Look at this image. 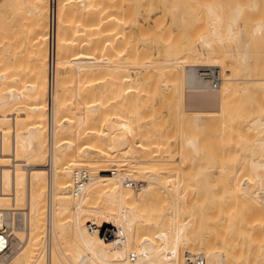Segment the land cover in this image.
Returning a JSON list of instances; mask_svg holds the SVG:
<instances>
[{
	"label": "bare ground",
	"instance_id": "obj_1",
	"mask_svg": "<svg viewBox=\"0 0 264 264\" xmlns=\"http://www.w3.org/2000/svg\"><path fill=\"white\" fill-rule=\"evenodd\" d=\"M3 1L1 3L0 0V13L8 8V0ZM16 1L19 4L17 13L21 14L20 16L25 15L24 18L29 20L28 22L25 20L26 25L30 24L29 27H25L26 29L22 28L20 34L23 36L17 39H20L18 40L20 44L23 43L22 47L34 45V49L29 48L30 53L33 50L31 53L33 67L32 69L30 67L31 79L25 81V85L23 83V89V85L19 89L15 83L19 78L18 75H13L12 70L8 69L11 74L6 71L10 63L11 65L14 63V61L9 63V59L11 55L13 56L14 49L18 47L17 44L14 45L17 40L13 41L14 43L11 40L15 37L12 34L15 30H11L9 34V31H6L4 35L5 31L2 32L3 29L0 28V39L3 40L0 42L3 44L6 41L10 46L12 44L15 46L8 48L7 45L6 51L3 48L5 54L1 53L0 60V65H4L0 68L6 72L0 71L2 83L0 85L2 86L0 87V264H184L185 255L191 258L201 257L205 264H235L233 261L238 262L236 259L242 256L243 259L239 261H243V264H250L252 259L255 264H264V225L261 222L264 220H262L264 218L262 213L264 212V117L260 116L261 113L256 114L258 110L255 109L253 100L249 99L253 94L252 90L249 91L253 88L249 89L250 85L257 86V89L260 85L261 88L264 86V73L259 77L256 68L253 69L256 71L254 72L256 76L252 78L249 73L250 58H252L250 55L252 47L249 46L255 38L264 37V22L261 20L251 28L250 26L245 30L242 28L247 25H244L245 12L256 11V2L252 0L242 5L238 2L228 4L223 1L225 3L223 5L220 0H202L203 8L200 7L203 11L197 12L199 14L202 12V15H199L201 22H198V18L194 23L201 24L189 30L191 34L187 35L188 31H186L184 36H179L185 38L183 42L179 39L182 45L178 41V46L175 47L177 45L175 41L176 45L172 44L174 50L169 45L178 38L177 32L169 43V29L163 28V33L167 32V46L164 44L166 38L163 37V33L158 34L162 35L163 41L165 40L161 45L166 46L165 49L160 48V51L163 49L169 52H166L169 56L163 54L162 57L171 55L170 59L164 60V58L161 61V55L159 57L157 54V56L156 51L157 57L148 50L143 51V49L138 52L135 49L136 41L133 40L137 35L143 36L146 27L144 28L140 22L131 21L133 26L127 32L121 30L119 22L117 23L121 18L118 19V15L114 14V9L118 11V7L113 0H50L49 4L46 3L49 5V11L45 10L46 7L42 8L45 5L42 0L30 1L28 5L26 0ZM139 1L142 0H137ZM187 4L192 5V1ZM184 5L181 8L174 5L171 9L176 12ZM141 7L142 10L148 8L145 6L144 9L143 5ZM195 10L199 11L197 8ZM167 11L171 13L170 9ZM188 11L190 13V9L186 12ZM174 13L173 15L176 16ZM163 14L165 16V13ZM135 15H132L133 18ZM184 15L181 19L178 17L180 22L185 21ZM160 16L163 15L153 20L152 25L155 27L161 21ZM11 18L13 19V16ZM11 18L8 20L11 21ZM148 19L150 20V17ZM12 21L9 23L12 24ZM191 21L193 20L187 24H191ZM183 22L181 23L184 24ZM131 23L129 22V25ZM201 26L203 31L197 34ZM167 27L169 28L168 25ZM193 37L195 38L192 39ZM167 48L169 49L166 50ZM257 51L254 52L258 54ZM261 53L264 54L263 51ZM258 55L256 56L261 57L260 53ZM97 56L101 59H97ZM126 67L128 74L125 72ZM152 71L155 75L156 72L160 75L166 73L164 76L168 81L166 86L169 85L170 88L172 85L167 91L172 98L168 97L173 102H175L173 98L178 101L176 124L179 125V131L184 132H179V137L182 138L183 134H186L184 136L187 140L184 137L182 140L187 142L184 144L185 142L180 141L179 138L178 141L181 143H177L176 155L174 151L171 153V143L163 142L165 138L163 140L160 138L162 142L160 140L156 142L158 138L154 140L156 135L163 133H161L163 130L157 127L161 122L156 127L154 125L151 130L149 128L145 130L144 125L151 121L150 117H147L150 116L149 113L145 112L146 114L140 116L135 111L134 102L118 99L122 93L138 91L143 86V79L150 77ZM98 73L100 74L97 77ZM167 75L174 76L171 80L174 81L173 84H170L171 78L168 79ZM212 75L217 79L215 88L210 85ZM2 81H6L4 87ZM166 81L162 82L164 86ZM98 85H100L99 89L102 87V94L107 91L103 96L94 95ZM58 88L61 89L60 92H57ZM247 91L251 94L246 93ZM254 92L256 97L259 96L257 93H262ZM247 94L248 96H245ZM233 95L239 97L234 99ZM253 96L251 95L256 99ZM248 99L252 101L249 106L246 104L250 102H247ZM255 99L254 101L257 100ZM237 101L239 108L236 105L233 107ZM114 106L117 108L115 111ZM233 108L236 111L238 109L239 114L237 112L236 114ZM253 111L256 112L253 114ZM151 114L156 115L158 111L154 109ZM235 116L240 117L239 120L244 118V123L241 129L239 128L240 131L238 130L240 133L236 126L239 120H236ZM231 119L237 121L234 122L237 123L235 131L230 128V125L234 126ZM95 122L101 124L99 123L97 127ZM215 122L218 124L216 125L217 128L219 127L218 130L214 128L216 126H212ZM210 124L212 127L209 126ZM208 126L209 129L214 128L217 131L210 132ZM236 131L239 133V138H236ZM129 132L137 133V139L136 136L133 137L135 140L122 138L123 134ZM210 135L214 138L216 136L215 143H218L217 147L220 150L216 152L217 155L212 152L215 148L211 150L213 148L211 142L214 138L211 140ZM232 135H236L233 139L242 140L241 143L236 142L234 145L235 148L239 146L238 150L233 149L234 152L238 151L236 154L232 148L230 149L231 143L235 142L229 140ZM155 143L159 144L158 148L157 145L153 147ZM151 152L157 158L156 163L152 154L150 158L154 162L152 159L153 163L147 161L149 157L147 158L146 155ZM171 154L177 156L176 163L169 162L168 156L172 157ZM183 154L186 155L185 159L189 158L190 165L188 163L189 166L185 168L186 173L183 169L184 174L179 168L181 171L178 174H181L179 181L184 184L186 181L200 184L202 189L196 186L192 187L194 189L176 190V186L175 188L168 186L175 176L169 178L170 175L166 172L170 167L165 169V165L167 167L177 162L182 164L183 161L184 165L180 167H186L187 161L181 160ZM160 157L166 159L164 162L168 161V163H161ZM198 160H202L200 164H205L203 160L206 161L207 166L200 165L206 171L198 167ZM226 160H230L231 163L233 160H238L239 169L229 170L228 166L231 164L230 161L226 163ZM158 164L162 165L160 169L164 168L166 172L164 169L156 171ZM213 169H218L219 174L213 179L216 181L220 177L216 183L214 180L211 182L207 177L211 175ZM187 170H192V173ZM206 173L208 175L204 177ZM78 174H86L88 182L83 191L78 196H74L73 181L74 176ZM172 174L175 175L173 172ZM191 174L194 175L193 178L189 176ZM201 175L203 177H200ZM129 183H133L134 186L126 187ZM202 183L206 184L205 189ZM219 184L220 186L223 184L222 188L215 187ZM214 187L220 192H216ZM201 190H205L206 193ZM159 203H164L165 206H161L162 204L159 206ZM233 204L236 208L232 207ZM239 206L241 211H238ZM243 214H254V217L249 216L252 217L251 222L257 218L260 220L258 223H262L261 227L254 223L257 229L255 231L253 225V229L247 228L248 232L250 229L256 234L259 232L257 236L254 233V236H250L253 239L247 240V236V239L242 236V240L240 237V234H245L243 229L246 230V226L245 228L240 226V221H237L234 215L241 220L246 216ZM221 215L230 219L235 218V221L228 219L227 222L231 221L229 225L225 221L223 222L226 224L221 221L224 225L218 222L222 224L221 227L224 226L220 227L221 229L215 225L216 228L211 227V224H214L211 223L212 218L214 217L213 221H215L217 216L220 219ZM246 217L250 220L248 216ZM247 220V226L253 224ZM236 221L238 223H235ZM215 222L217 223V220ZM244 222L245 219L242 225ZM225 226L228 230L232 227L237 228V233L232 228L235 234L230 232L234 236L230 233L232 237L229 238L230 234L227 230L229 236L227 234L225 237L222 234L223 228L226 230ZM218 230L220 237L217 234ZM211 232L216 234L215 237L210 236ZM250 233L252 235V231ZM235 235L239 237V244ZM233 237L235 244L234 242L232 244ZM226 238L231 241L228 240L230 245ZM218 239L220 243H217ZM240 244H245L246 248L244 245L238 247ZM232 245L238 247L234 249H241L243 252L245 248L246 253L242 254L243 252H236L233 249L231 252H235V257L236 254L242 255L240 254L241 257L239 255L238 258L233 255L232 261L229 258ZM131 255H134L133 260L130 258ZM248 256L251 259H248Z\"/></svg>",
	"mask_w": 264,
	"mask_h": 264
},
{
	"label": "rangeland",
	"instance_id": "obj_2",
	"mask_svg": "<svg viewBox=\"0 0 264 264\" xmlns=\"http://www.w3.org/2000/svg\"><path fill=\"white\" fill-rule=\"evenodd\" d=\"M30 1H33V0H26V3H27V5L29 4V3H31ZM44 3H45V5L42 7V8H45V10H48L49 11V3H50V0H42ZM143 1V0H142ZM137 2V0H113V3L115 4V6H117L118 7V11H116V8L114 9L115 10V12H114V14L117 16L118 15V19L119 18H121V20H116L117 21V23L119 22V26H120V29L121 30H124V31H128V29L129 28H131V26H133V24L131 23V21L133 22L134 21V23L137 21V22H140V23H142V25L144 26V28H145V34L143 33V36H146V37H143V36H139V35H137L136 36V38H135V40H133V41H136V43L134 42V44H131V45H134V47H135V49L138 51H140V50H143V51H147L148 50V52H150L153 56H155V51H156V55L158 54L159 55V57H160V55H161V57H160V59H161V61L164 59V60H167V59H170V57H171V55H170V57H168L169 56V54H167V53H169L168 51H166L165 52V50H163V49H165L164 47H166L167 46V39H168V37H169V39H168V41H169V43H170V39L171 40H173L174 39V35H175V32H177L176 33V36L178 37V38H176V40H174V42H172L171 41V43L169 44V45H171V47H172V44L174 43L175 44V41H177L176 42V44L178 43V41H180L179 39H181V41L183 42V39H185V38H183L182 39V37H180L179 38V36H184L185 35V33L184 32H186V31H188L186 34L187 35H189V34H191V33H189V32H191V31H189V30H191V29H195L196 28V26L199 24H194L195 22H196V20L198 19V22L201 20V18L199 17V15L201 14L202 15V12L199 14V13H197V12H200V11H203L202 9H201V7H202V5H203V3H204V1H206V0H204V1H202V0H144L143 2ZM192 1V5H190V4H187V2L188 3H190ZM198 1H201L200 3L198 2ZM223 1H225V3H227L228 2V4H230L229 2H233V4H234V2L236 3V2H238L239 4H246L247 2H249V1H252V0H220V3H222L223 5H225V3L223 2ZM253 1H255L256 2V11L254 10V11H249V12H245L246 14V19L244 20V25L245 24H247L246 25V27L245 26H243V24H242V28H244V30L247 28L248 29V26H250V28H251V26H253L254 24H256L257 22H260L261 20H263V22H264V0H253ZM4 1L3 0H1V3H3ZM8 8L7 9H5L4 11H2V13H0V28L1 29H3L2 30V32H4V35H6V31H9L8 32V34L9 33H11V30H15V32L14 33H12V34H14L13 36H15V37H13V36H11V37H13V39L11 38V40H12V43H14L15 42V40H17V43H14V45L15 44H17L18 45V47H17V49H14L15 51H14V54H13V56L11 55V58L9 59V63L10 62H12V61H14V63L11 65V63H10V67L8 68H6V71H8V69L11 71L12 70V74L13 75H18V80L16 79L15 81H13V82H15L16 83V85L18 86V88L19 89H21V86L23 85V83H24V85H25V81H27L29 78H30V76H29V74H31V69H32V67H33V65H32V63H33V57L31 56L32 54V52H33V50L31 51V53H30V50H29V48H33L34 49V45L33 46H30V45H32V44H30L29 45V47H26V45L24 46V47H22V45H23V43L22 44H20L19 42H18V40H20L21 38H22V36H21V34L20 33H22V31L24 30V29H26L25 27L27 26V27H29L28 25H30V24H28V25H26V22H25V20H27L26 18H24V16L25 15H22V16H20L17 12H18V6H19V4H18V2L16 1V0H8ZM121 2V3H120ZM137 2V3H136ZM203 2V3H202ZM46 3H48V4H46ZM135 5H133V4ZM146 3V4H145ZM186 3V4H185ZM202 3V4H201ZM143 5V7H144V9H145V6H146V8L147 9H145V10H142V7H141V5ZM158 4V5H157ZM186 6H185V5ZM242 4V5H243ZM48 5V6H47ZM137 5H139V6H137ZM174 5H176V6H178V7H182V5H184L183 6V8L182 9H180L179 8V10L178 11H176L175 12V10H172L171 9V6L172 7H174ZM187 5L188 6H190V7H187ZM126 6V7H125ZM194 6H195V8H197V9H199V11L197 10H195V8H194ZM201 6V7H200ZM138 7H140V8H138ZM159 7H161V8H159ZM164 7V8H163ZM136 8V9H135ZM156 8H157V10H156ZM191 8H192V10H191ZM203 8V7H202ZM131 9V10H130ZM149 9V10H148ZM167 9H170L171 11V13H169V11H167ZM190 9V13H189V11L188 12H186L187 10H189ZM201 9V10H200ZM263 9V10H262ZM134 10H137V11H135L134 12ZM153 10V11H152ZM183 10H185V11H183ZM193 10H195V11H193ZM131 11H132V13H131ZM140 13H139V12ZM143 11V12H142ZM148 11V12H147ZM163 11V12H162ZM164 11H166V12H164ZM173 11V12H172ZM193 11V12H192ZM142 12V13H141ZM162 12V13H161ZM175 12V13H174ZM179 12H180V14H179ZM15 13V14H14ZM22 14H24V12H21ZM138 13V14H137ZM144 13H145V15H144ZM163 13H165V16H164V14ZM173 13L176 15V16H174L173 15ZM178 13V14H177ZM181 13H186L185 15L184 14H181ZM196 13H197V15H196ZM11 14V15H10ZM18 14V15H17ZM113 14V15H114ZM128 14V15H127ZM129 14H130V16H129ZM134 14H136L135 16H134V18H133V16L132 15H134ZM169 14H171V16L169 15ZM187 14H188V16L190 17L189 19H188V16H187ZM194 14V15H193ZM252 14V15H251ZM149 15V16H148ZM159 15H163L162 17H161V19L160 18H158V19H160L161 21H160V23H159V25H156L157 27H155L154 25H152V23L154 22L153 20H155L157 17H159ZM179 15V16H178ZM181 15V16H180ZM182 15H184L185 16V21L183 22V21H181V22H183L184 24H182L181 22H180V20H179V18L178 17H180V19H181V17H183ZM193 17H192V16ZM13 16V19L11 18ZM112 16V15H111ZM115 16V17H116ZM119 16H121V17H119ZM146 16H147V18H146ZM174 16V17H173ZM195 16H197L196 17V19H195ZM123 17V18H122ZM137 17V18H136ZM150 17V20L148 19ZM165 17V18H164ZM171 17V18H170ZM177 18V20H176V18ZM248 17H250V19L248 20ZM9 18H11L10 20L12 21V24H10L9 22H11V21H9L8 19ZM173 18V19H172ZM175 18V19H174ZM261 18V19H260ZM16 19H17V21H16ZM123 19H125V20H123ZM132 19V20H131ZM136 19V20H135ZM144 19V20H143ZM148 19V21H146ZM170 19H171V23H170ZM186 19H188L189 21L190 20H193V21H191L192 23L191 24H187V23H189V21L188 20H186ZM177 21L176 23H177V25H176V23H175V21ZM179 20V21H178ZM253 22H252V21ZM6 21H8V22H6ZM16 21V22H15ZM29 20H27V22H28ZM124 23L123 25H121L122 23ZM126 21V22H125ZM143 21H144V23H143ZM150 21V22H149ZM158 21V20H157ZM173 21V22H172ZM129 22L131 23L130 25H129ZM146 22H148L147 24H146ZM201 22V21H200ZM9 23V24H8ZM173 23V24H172ZM180 23V24H179ZM151 24V25H150ZM154 24V23H153ZM183 25V27H184V29H183V27H182V25ZM189 25L188 27H187V25ZM192 24H194V25H192ZM201 24V23H200ZM199 24V25H200ZM203 24H204V22H203V20H202V26H203ZM4 25H5V27H4ZM12 27H11V26ZM22 25H23V27H22ZM167 25L169 26V28L167 27ZM173 25V26H172ZM175 25V26H174ZM179 25H181V26H179ZM118 26V27H119ZM177 26H179V27H177ZM192 26H194V27H192ZM202 26H201V29L199 28V30H198V32L199 33H197V34H200V32L201 31H203V28H202ZM205 26V25H204ZM150 27H151V29H150ZM154 27H155V30H154ZM159 27V28H158ZM187 27V28H186ZM191 27V28H190ZM22 28H23V30H22ZM163 28H167V30L169 29V35L170 36H166V31H164V32H166V33H163ZM198 28V27H197ZM1 29H0V34H1ZM180 29V30H179ZM187 29V30H186ZM20 30V31H19ZM157 30H159L158 32H157ZM175 30V31H174ZM179 30V31H178ZM181 30H183V31H181ZM197 30V29H196ZM18 31V32H17ZM193 31V30H192ZM195 31V30H194ZM193 31V32H194ZM125 32V33H126ZM183 32V33H182ZM192 32V33H193ZM196 32V31H195ZM153 33H156L155 35H153ZM161 33H163L162 35H163V37H165L166 38V42H164L162 39H161V36H159ZM3 34V33H2ZM16 34V35H15ZM18 34H20L19 36H18ZM159 34V35H158ZM178 34V35H177ZM181 34V35H180ZM196 34V35H197ZM141 35V34H140ZM148 35H149V37H148ZM151 35V36H150ZM168 35V34H167ZM3 36V35H2ZM20 36H21V38H20ZM153 36H155V38L153 37ZM175 36V37H176ZM194 36V35H193ZM264 36V35H263ZM4 37V36H3ZM20 38V39H17V38ZM186 37V36H185ZM189 38L191 37V36H188ZM197 37V36H196ZM1 38V37H0ZM139 38V39H138ZM141 38H143V40L141 39ZM165 38H163V39H165ZM188 38V40H190V41H192V39H194L195 37H193L192 39H189ZM264 37H262V38H255V40H253V42L251 43V46H249L251 49H250V52H251V56H252V58H250V63H251V67H249V70H250V74H251V77L253 78L254 77V75L256 76L257 74H258V76L260 77V75L261 74H263L264 73V54L262 55V51H263V53H264V39H263ZM155 39V40H154ZM178 39V40H177ZM2 42H3V40L2 39H0ZM7 40V39H6ZM138 40H140V41H138ZM141 40H142V42H141ZM151 40V41H150ZM188 40L187 41H185L184 40V42H188ZM263 40V41H262ZM14 41V42H13ZM181 41H180V44L182 45V43H181ZM195 41V40H194ZM2 42H0V60H1V58H2V55H1V53L2 54H5V53H3V51L5 50L6 51V46L8 45L9 47L8 48H10L11 46H10V44L8 43V42H4V43H6L5 45H4V43L2 44ZM157 42V43H156ZM161 42H162V44H163V42H164V44L166 45H161ZM193 42V41H192ZM133 43V42H132ZM195 43V42H194ZM19 44L21 45V46H19ZM26 44V43H25ZM156 44V45H155ZM173 44V45H174ZM175 44V45H176ZM180 44H179V47H180ZM3 45V46H2ZM13 45V48L15 47ZM174 45V46H175ZM2 46V47H1ZM28 46V45H27ZM150 46V47H149ZM154 46H156L157 48L155 49L154 48ZM178 46V44L175 46V47H177ZM20 47V48H19ZM169 47V46H168ZM257 47H259V48H257ZM4 48V50L2 51V49ZM133 47H131V49H132ZM160 48H163L161 51L163 52H161L160 51ZM173 48V50L175 49L174 47H172ZM232 48V47H231ZM128 50L130 49V47H128L127 48ZM157 49H159V50H157ZM169 48H167L166 50H168ZM8 50V49H7ZM10 50V49H9ZM17 50V51H16ZM172 50V49H171ZM229 50H230V48H229ZM252 50V51H251ZM256 52L257 50L259 51H257L258 52V54L260 53L261 55V57H258L259 55L257 54V53H255L254 51ZM11 51H13L12 49H11ZM138 51V52H139ZM157 51H158V53H157ZM29 52V53H28ZM159 52H161V53H159ZM170 52H172L173 53V51H170ZM253 52V53H252ZM154 53V54H153ZM172 53H170V54H172ZM254 53H255V58H254ZM30 54V55H29ZM163 54H166V55H168V56H166V55H164L163 57H162V55ZM253 54V55H252ZM157 55V56H158ZM256 55H258V56H256ZM31 56V57H30ZM157 56H155V57H157ZM105 57V56H104ZM166 57H168V58H166ZM101 59V57L100 56H97V59ZM12 59V60H11ZM15 59V60H14ZM263 59V60H262ZM257 61V62H256ZM2 63V62H1ZM254 63H256L257 64V66H256V64H254ZM258 63H260V64H258ZM254 64V65H253ZM1 65H3V64H1ZM0 65V66H1ZM4 66V65H3ZM7 66V65H6ZM253 66H256V67H253ZM263 66V67H262ZM30 67H31V69H30ZM259 67H261V68H259ZM1 68H3L2 66H1ZM1 68H0V71H2L3 73H6L5 71H4V69L3 70H1ZM251 68V69H250ZM257 69V74H255L256 73V71H254V70H256ZM254 69V70H253ZM262 69V70H261ZM10 71H8L9 72V74H11L10 73ZM128 71V69H127V67H126V71L125 72H127ZM252 71V72H251ZM263 71V72H262ZM255 72V73H254ZM259 72V73H258ZM261 72V73H260ZM15 73V74H14ZM62 73V72H61ZM97 73V72H96ZM129 72H127V74H128ZM152 73V74H151ZM150 73V77H148L147 79H143V86L142 87H140V89H138V91H129V92H127V93H122L119 97H118V99H120V98H123L124 100H127V101H130V102H134V108L136 109L135 111L137 112V114H139L140 116H141V114H143V113H149V115L150 116H147V117H150V119H151V121L149 122H147L144 126H146V129L145 130H147V128H149V130H151L153 127H154V125H155V127H156V125L157 124H160L159 122H161V126L160 125H157V127L160 129V130H163V131H161V133L163 134V135H165V136H163L162 134H160V135H156L155 137H154V140L156 139V138H158L157 140H156V142H158V140H160L161 141V139L160 138H162V140H163V138H165L164 139V141L163 142H169V143H171V153L173 152L174 153V155H176V153H177V146H178V142H180L182 139H183V137L186 139V137L184 136V135H186V134H183V136H182V138H181V136L179 137V132H183V130L182 131H179V125L177 126V124H176V121H177V118H178V101L176 100V99H174L173 98V100H175V102H173L169 97H171L172 98V96H170V92H167V91H169L170 90V88H172V85L170 86V88H168L169 87V85H167L166 86V83L168 84V81H166V79H167V77H164L165 76V74L164 75H162L163 77H161V75L160 74H158V72H156L157 74L155 75L154 73H153V71ZM159 73H161V72H159ZM100 73H98L97 74V77H98V75H99ZM12 75V76H13ZM16 75V76H17ZM96 75V74H95ZM153 75V76H152ZM168 75L170 76V73H168ZM167 75V76H168ZM253 75V76H252ZM11 76V75H10ZM32 76V75H31ZM168 76V79L169 78H171L169 81H171V80H173L174 78V76L173 75H171L172 77H169ZM264 76V75H263ZM9 76H7V78H8ZM96 76H94V78H95ZM159 77V78H158ZM162 79H161V78ZM27 78V79H26ZM150 78V79H149ZM153 78V79H152ZM155 78V79H154ZM31 79V78H30ZM159 79H161L160 81H159ZM166 81L165 82V86H164V83H162V82H164V81ZM3 82V81H2ZM5 83H6V81H4ZM4 82H3V87H4ZM174 82V81H173ZM173 82L171 81L170 82V84L172 83L173 84ZM1 83V82H0ZM8 84H10V82H8ZM0 85H2V83L0 84ZM11 85V84H10ZM15 85V86H16ZM24 85L22 86V89H23V87H24ZM16 86V87H17ZM99 86L100 85H98L97 86V89L99 90V93H98V90L97 89H95L94 90V95L95 94H100L101 96H103L104 95V93L105 92H107V91H105L103 94H102V87H100V89H99ZM165 88H164V87ZM261 86V85H260ZM258 87V89L256 88L257 86H249V89H250V87H255V89H250L249 91H253L252 93L253 94H251V92L249 93V91H247L246 93H248L249 95L251 94L252 96L255 94V92L254 91H259V92H262L261 90L264 88V86H262L263 88H261V87ZM0 87H2V86H0ZM183 87V86H182ZM168 88V89H167ZM166 89V90H165ZM56 90H58L57 92H60L61 91V89H56ZM108 93H110L109 91H108ZM107 93V94H108ZM264 89H263V92L262 93H257V94H259V96L258 97H256V95H254L253 97H256V99L255 98H252L251 97V95H250V97H249V99H252L253 100V103H254V106H255V109H257L258 111H257V115H259L260 113V116L262 115L263 117H264V111H263V109H264V100H263V97H264ZM161 94H163V95H161ZM167 94V96H165ZM248 94L247 95H245V96H248ZM263 94V97L261 96ZM97 97H98V95H96ZM161 96H162V98H161ZM163 96H165V97H163ZM169 96V97H168ZM234 96V99H237L238 97H239V95H233ZM235 96H236V98H235ZM238 96V97H237ZM260 96H261V98H260ZM230 97H232V96H230ZM242 98H243V96H241ZM163 99V100H162ZM167 99L170 101V103H169V101H167ZM227 99V98H226ZM231 100V98H228V100ZM233 99V100H234ZM245 99H247L246 97H245ZM248 99V101L247 102H249L250 100ZM254 99L256 100V101H258V99H259V101L258 102H256V101H254ZM263 101H261V100ZM228 100H227V103H228ZM165 101H166V104H165ZM243 101V100H242ZM162 104H161V103ZM168 102V103H167ZM176 102H177V104H176ZM236 102V101H235ZM235 102H233V104L235 103ZM246 102V101H245ZM245 102H244V104H245ZM252 101H250L249 103H246L248 106H249V104L251 103ZM260 102H262L261 104L262 105H260ZM172 103V104H171ZM174 103V104H173ZM227 103H226V105H227ZM252 103V104H253ZM160 104V105H159ZM243 104V103H242ZM246 104L244 105V108H245V106H246ZM168 105H170L169 107H168ZM175 105V106H174ZM228 105H229V103H228ZM228 105H227V108H228ZM230 105H231V102H230ZM235 105L236 106H238V101H237V103H235L234 104V106L233 107H235ZM177 106V107H176ZM232 106V105H231ZM247 106V107H248ZM252 106V105H251ZM261 108H263V109H259L260 107ZM175 107V108H174ZM230 107V106H229ZM243 107V106H242ZM257 107V108H256ZM111 108V107H110ZM112 108H113V106H112ZM116 107L114 106V111L117 109H115ZM170 108V109H169ZM237 108H239V106L237 107ZM240 108H241V106H240ZM243 108V109H244ZM250 108H252V107H250ZM250 108H248V111H249V109ZM154 109H155V111L157 112L158 111V114H151V113H153V111H154ZM177 109V110H176ZM253 109V108H252ZM251 109V110H252ZM233 110H234V108H233ZM232 110V111H233ZM241 110V109H240ZM247 110V109H246ZM113 111V112H114ZM235 111V113L237 112H240V111H238V109H237V111L236 110H234ZM245 111V110H244ZM247 111V112H248ZM177 112V113H176ZM229 112V111H228ZM231 112V111H230ZM241 112H243V111H241ZM252 112V111H251ZM250 112V113H251ZM256 111H253V114L255 113ZM259 112V113H258ZM145 113V114H146ZM232 114L234 113V112H231ZM231 113H229L230 115H231ZM234 113V114H235ZM236 113V114H237ZM245 113V112H244ZM263 113V114H262ZM113 114V113H112ZM239 114V113H238ZM241 114V113H240ZM138 115V116H139ZM153 115V117L151 118V116ZM242 115H244V114H242ZM252 114H250V116H251ZM156 116V118H154ZM175 116V117H174ZM177 116V117H176ZM232 116V115H231ZM236 116H238V115H236ZM235 116V117H236ZM240 116V115H239ZM254 116H256V115H254ZM235 117H233V118H235ZM243 117H246V116H243ZM252 117V116H251ZM161 118V119H160ZM237 118V117H236ZM240 118V117H239ZM239 118H237L236 120H239ZM241 118H242V116H241ZM248 118H249V113H248ZM154 119V120H153ZM163 119V120H162ZM244 119V118H243ZM242 119V120H243ZM231 120H233V119H231ZM230 120V121H231ZM241 120V119H240ZM239 120V121H240ZM241 120V121H242ZM245 120H246V118H245ZM94 121H97V120H94ZM175 121V122H174ZM237 122V121H235V119L233 120V121H231V122H237V123H234V126L236 125L237 127H238V129H237V131L239 130V128L241 129V125H243L242 123H244V120L241 122ZM213 122V121H212ZM100 123V122H99ZM99 123L97 124L96 122H95V124H97V127L99 126ZM177 123H179V122H177ZM211 123V122H210ZM216 123V122H215ZM214 123V125H212L213 127L214 126H216V125H218L217 123L215 124ZM241 123V124H240ZM101 124V123H100ZM209 124V122L207 123V125ZM213 124V123H212ZM232 124V123H231ZM233 125V124H232ZM232 125H230V128L232 129V131H235V128H236V126L234 127V126H232ZM94 126H96V125H94ZM144 126H142V129L144 130ZM210 127H212L211 126V124L209 125ZM209 126L207 127L208 128V130H210V132H216L218 129H219V127L217 128V126L216 127H214V128H217V130L216 129H212V128H210L209 129ZM96 127V128H97ZM117 128V127H116ZM163 128V129H162ZM178 128V129H177ZM242 128H243V126H242ZM165 130V131H164ZM232 131H231V133H232ZM237 131H236V133H237ZM240 131V130H239ZM238 131V132H239ZM169 132V133H168ZM184 133V132H183ZM234 134H235V132H233ZM240 133V132H239ZM239 133H237V136H236V138H239ZM140 134V133H139ZM212 134V133H211ZM136 136V137H135ZM163 136V137H162ZM211 136V135H210ZM233 136L234 135H232V138H229V140H230V142H233L234 140H235V138L233 139ZM234 136V137H235ZM133 137H135L136 139H137V133H135V132H129V133H126V134H123L122 135V138H124V139H132ZM179 138H181L180 139V141H178L179 140ZM213 138H214V136H211V140H213ZM215 138H216V136H215ZM214 138V140H213V142H211L212 144V147L213 148H211V150H213L214 148V150L212 151L214 154H216L217 155V153L216 152H220V150L218 149V147H217V144L218 143H215L216 142V140L217 139H215ZM241 138V137H240ZM134 139V138H133ZM135 140V139H134ZM187 140V139H186ZM160 141H159V143H160ZM183 142H185L184 144H186V142L187 141H185V140H182ZM155 142V141H154ZM162 142V141H161ZM176 142V143H175ZM230 142H229V144H230ZM236 142L237 143H241L242 142V140L241 141H239V140H235V142H234V144H232L231 143V145H230V149L232 148V151H233V149L235 150H238V148H239V146H237V148H235V144H236ZM178 143V144H177ZM181 143V142H180ZM183 144V145H184ZM188 144V143H187ZM156 145H157V147H156ZM158 143L156 144H153V147L155 148H158ZM173 146V147H172ZM175 146H176V148H175ZM233 146V147H232ZM184 147H185V145H184ZM153 148V149H154ZM155 150V149H154ZM176 150V151H175ZM216 150V151H215ZM217 150H219V151H217ZM234 152V151H233ZM153 152H151V153H148L147 155H149V156H147L146 155V157L148 158V159H150V160H148L147 159V161H148V163H150L149 161H151V159L152 158H150V154H152ZM235 154L236 153H238V151H236V152H234ZM185 154V153H184ZM182 155V158L183 159H181V160H186L187 161V163H185V165H186V167L185 166H183V168H181L180 167V165L182 166V164L184 165V162L182 161V164H179L178 162H177V164H179V166L177 165V164H175V165H172V164H170V166L168 165L167 167H166V165H165V169H167V168H169L168 170H167V172H166V170L163 168L164 167V165H163V169H164V171L168 174V175H170L169 176V178L170 179H172L174 176V179H175V181H174V179L172 180V181H174V182H176V184L174 183V182H172V181H170V183H171V185H169L168 184V186L170 187V186H174V188H175V186L177 187V188H175L176 190H185L186 188H187V190H189L188 188H191V189H194L196 186H198L199 187V189H202V188H200L201 186H200V184H195V183H193V182H191V181H186V183L184 184L183 182H181V181H179V177H180V175H178L179 174V172L181 173V171L180 170H182V173H183V169H184V172H185V168L187 169V166H189L190 165V163H189V161H188V159H185V156L186 155ZM234 154V155H235ZM172 155V154H171ZM174 155H172V157L171 156H168V160H169V162L170 163H176V161H178V159H177V156H175L174 157ZM219 155V159H218V161L220 162V153L218 154ZM152 156H154V154H152ZM184 156V157H183ZM188 156V155H187ZM145 157V158H146ZM161 158V159H160ZM159 159H160V161H161V163H168V161H166V162H164L166 159H163V157H160ZM165 158H167V157H165ZM187 158V157H186ZM157 158H155V156H154V160H156ZM177 159V160H176ZM224 158H222V160H223ZM162 160H163V162H162ZM173 160V162H171ZM146 161V162H147ZM152 161H153V159H152ZM151 161V162H152ZM200 161H202V160H198V162H199V164H198V162H197V164L199 165H197L198 167H202V166H200V165H202V164H204V163H202V164H200L201 162ZM218 161H217V163H218ZM225 161V160H224ZM227 161L228 160H226V163H227ZM230 161V160H229ZM228 161V162H229ZM154 162V161H153ZM152 162V163H153ZM157 162V160L155 161V163ZM203 162H205V164H206V161H204L203 160ZM222 162V161H221ZM237 162V163H236ZM160 163V164H161ZM188 163H189V165H188ZM234 163V164H233ZM203 165V167H205V166H207V164L206 165ZM230 164L231 165H229V163H228V167L230 168H228L229 170H231V171H236V170H238L239 169V162H238V160L237 161H235V160H233V162L231 163V161H230ZM232 164L234 165V167H232ZM159 165V164H158ZM156 166H157V164H156ZM162 165H159L155 170L157 171H162L163 169H160V167H161ZM236 166H238L237 168H236ZM201 168V169H203L204 171H206V169L205 168ZM232 167V168H231ZM179 168H180V170H179ZM190 168H191V166H190ZM189 167H188V169H190ZM217 168V167H216ZM160 169V170H159ZM200 169V168H199ZM207 170H208V168H207ZM214 170H216V169H213V171H212V173H211V175L209 176L207 173H206V175L205 174H203V175H205L204 177H206L207 175V177H209L210 178V180H211V182H214L215 180L213 179L214 177H215V175L216 174H218V169L216 170V172L214 171ZM163 171V172H164ZM188 172L189 171H191V172H189V173H192V170H187ZM170 172H171V174H170ZM172 172L173 173H175V175H173L172 174ZM176 172H178V173H176ZM187 172V173H188ZM186 173V172H185ZM184 174V173H183ZM182 174V175H183ZM213 174H214V176H213ZM177 175V176H176ZM185 176H186V174H185ZM191 178H193L194 177V175L192 176V174L191 175H189ZM188 175H187V177L188 178H190ZM216 176H219V174L218 175H216ZM200 177H203L202 175L200 176ZM219 178L220 177H218V180H219ZM181 180H182V176H181ZM212 180H214V181H212ZM218 180L216 179V181H215V183L216 182H218ZM178 181V182H177ZM181 184H180V183ZM190 182V183H189ZM178 183H179V186L181 187H179V186H177L178 185ZM220 183V182H219ZM195 184V185H194ZM205 183H202V187H204V186H206V184L204 185ZM213 184L214 183H212V186H213ZM208 185V184H207ZM223 185V184H222ZM221 185V186H222ZM208 186H210V185H208ZM211 186V187H212ZM218 186V188H222L221 186H220V184L219 185H215V187H217ZM182 187H184V188H182ZM192 187H194V188H192ZM207 187V186H206ZM206 187H204V189L206 188ZM214 187V188H215ZM171 188V187H170ZM179 188V189H178ZM218 188H215L216 189V192L218 191V192H220V190H218ZM202 191V190H201ZM203 193L205 192V190L204 191H202ZM202 192H198L199 194H203ZM206 193V192H205ZM160 204H162L161 206H165V205H163L164 203H159L158 205L160 206ZM232 206V205H231ZM232 207H234V204H233V206ZM237 207H238V205H237ZM164 208V207H163ZM229 208V207H228ZM234 208H236V207H234ZM234 208H232L231 210L233 211L234 210ZM224 209H226V207L224 208ZM238 209V208H237ZM241 209V207L239 206V209H238V211ZM242 209L244 210V207H242ZM242 210V211H243ZM235 211H237V210H235ZM241 211V210H240ZM248 213V212H247ZM263 214H264V212H262ZM262 213H260V214H262ZM249 214V213H248ZM254 214H256V213H254ZM253 214V215H254ZM260 214H259V216H260ZM263 214H262V216H263ZM243 215H246V214H243ZM250 215H252V214H250ZM250 215H246V216H250ZM252 215V216H253ZM220 216V215H219ZM219 216H215V219L217 220V223L215 222V221H213L214 219V217L212 218V222L211 223H214V224H211V223H209V224H211V227H214V225L218 228V226H219V228L221 227L220 225H222L223 223H227V225H229V223L231 224V221H229V222H227V220L229 219V220H233V221H235V218H226L224 215L222 216V217H225V218H220L219 219ZM246 216H244V219H245V222H246V220L248 219ZM261 216V217H262ZM228 217V216H227ZM234 217H237V221L239 220L240 221V223H239V225L240 226H242V227H244L245 228V226H246V230L245 229H243L244 230V232H245V234H243L242 232V235L240 234V237L242 238V236H243V238H245V239H247V240H249V238H250V236H257V234H259V232L256 234V233H254L253 232V230H251L250 229V231L248 232V230H247V228L249 229V228H252V225H253V228H255L254 229V231L255 230H257L256 229V226H254V223H255V225H260V224H262L261 222H263V225H264V218H262V220L263 221H261L260 223H258V221H260V220H258L257 218H255V220H253L252 222H251V219H252V217L250 218L249 217V219L250 220H247V221H250L251 223H253V224H250V226H247V224H248V222H246V224H245V222L243 223V225H242V222L244 221V219H243V217L241 218V220L238 218V216H235L234 215ZM254 217V216H253ZM247 218V219H246ZM261 219V218H260ZM256 220H257V223H256ZM223 221H225V222H222ZM235 222V223H238V222ZM218 222H220V223H222V224H220V223H218ZM225 223V224H226ZM208 224V225H209ZM213 225V226H212ZM224 225V224H223ZM257 225V226H258ZM233 226H235V224H233ZM237 226V225H236ZM216 227H214V228H216ZM222 227H224V226H222ZM221 227V228H222ZM226 227V226H225ZM232 227V226H231ZM259 227H261V225L259 226ZM258 227V231H259V228ZM220 228V229H221ZM228 227H226V230H225V228H223V231L224 232H222V234L223 235H225V237H226V235L228 234L227 233V229ZM230 228V227H229ZM232 228H234V227H232ZM232 228H230L228 231H229V234L231 233V232H235L236 231V233H237V228L238 229H241V228H239V226H237V228L235 229L234 228V230H231ZM252 228V229H253ZM219 229V230H220ZM219 230H218V233L217 234H219ZM243 230H241V231H243ZM225 231H226V233H225ZM231 231V232H230ZM239 232H240V230H238ZM252 231V235H251V232ZM212 233H214V232H211V234ZM233 233H231L232 234V236H234L233 235ZM247 233H249V235H247ZM253 233H254V235H253ZM229 234H228V236H229ZM231 234H230V236H229V238L230 237H232L231 236ZM235 234V233H234ZM210 235V234H209ZM213 235H214V237H215V235L216 234H212V235H210V236H212L213 237ZM238 235V234H237ZM246 236H247V238H246ZM217 237V236H216ZM218 237H220V234H219V236ZM229 238L227 239V242H229L230 240H229ZM240 238V239H241ZM243 238H242V240H243ZM252 238V237H251ZM250 238V239H251ZM255 238V237H254ZM232 239V238H231ZM235 239L237 240V244H239V237H236V235H235ZM253 239V238H252ZM229 240V241H228ZM217 241V240H216ZM220 243V239H218V241H217V243ZM231 242V241H230ZM230 242H229V245H230ZM233 242H234V244H235V242L236 241H234V237H233V241H232V244H233ZM240 242H242L241 240H240ZM243 242H245V241H243ZM249 242V241H248ZM236 244V245H237ZM245 244H246V242H245ZM245 244H242V245H244V247L246 248V246H245ZM235 245V246H236ZM242 245L240 244L238 247H242ZM248 245V244H247ZM234 245H232V246H230L232 249L231 250H229V258L231 259V258H233L234 259V257H235V252L234 253H232L233 251H236V252H243V250H241L240 248V250H237L238 249V247L236 246L235 247ZM234 248H237V249H234ZM244 248V251L245 252H243L242 254H244V253H246V249ZM234 249V250H233ZM243 249V248H242ZM233 250V251H232ZM232 251V252H231ZM231 254H232V257H230L231 256ZM241 254V253H240ZM240 254H238V256H237V254H236V257L238 258L239 257V255ZM241 254V255H242ZM233 255H234V257H233ZM241 255H240V257H241ZM247 255V254H246ZM245 255V256H246ZM235 257V258H236ZM243 257L244 256H242V258H238V259H236V261H238V262H235V261H233V259H231L232 261H233V263H235V264H241L242 262H240L239 261V259H243ZM252 257V256H251ZM250 257L248 256V259H249ZM253 258V257H252ZM245 259V258H244ZM251 259V258H250ZM255 260V259H254ZM245 261H247V256H246V260ZM244 261V262H245ZM251 261V260H250ZM252 261H253V259H252ZM252 261L251 262H249L250 264H255V262L253 261V263H252ZM243 264V263H242Z\"/></svg>",
	"mask_w": 264,
	"mask_h": 264
},
{
	"label": "built area",
	"instance_id": "obj_3",
	"mask_svg": "<svg viewBox=\"0 0 264 264\" xmlns=\"http://www.w3.org/2000/svg\"><path fill=\"white\" fill-rule=\"evenodd\" d=\"M210 85L214 88L217 86V79L215 78L214 75L211 76ZM87 182H88V176L86 174H78L74 176V181H73L74 196H78L83 191ZM133 186H134L133 183H129L126 187H133ZM130 258L133 260L134 255H131ZM184 264H205V263L201 257L191 258V256L185 255Z\"/></svg>",
	"mask_w": 264,
	"mask_h": 264
}]
</instances>
